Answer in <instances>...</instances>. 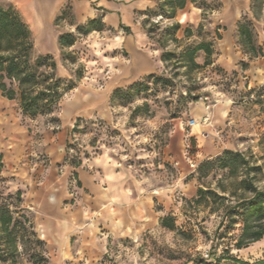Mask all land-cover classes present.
<instances>
[{"label": "rangeland", "instance_id": "374dc122", "mask_svg": "<svg viewBox=\"0 0 264 264\" xmlns=\"http://www.w3.org/2000/svg\"><path fill=\"white\" fill-rule=\"evenodd\" d=\"M0 4L11 3L0 0ZM194 6L200 10V19L190 24L191 31L188 35L184 31L183 36L169 29L176 21L157 16L159 7L137 14L161 50L158 57L163 51L176 56L162 61L161 69L155 72L160 79L145 76L141 85L129 91L131 85L127 84L137 76L120 82L123 93L112 98L114 88L103 103V112L78 117L85 113L75 111V106L82 109L80 103L66 105L64 113L63 105L79 86L104 88L116 68L105 62L109 63L112 55L124 59L126 54L108 47L99 53L102 38L112 37L115 31L79 32L78 25L90 20L79 21L70 3L63 7L64 17L54 20V30L58 36L76 34L75 46L65 49V54L60 47L54 54L41 52L38 37L33 36L32 57L52 55L57 75L75 82L74 88L63 93L51 112L37 115L23 112L19 97L9 100L0 91V204L9 206L16 216L25 213L29 217L45 242L47 262L40 264H195L201 259L213 262L227 252L246 260L264 256V238L240 250L235 246L244 227L245 209L238 204L253 196L252 184L264 189V57L249 59L243 52L238 25L246 17L252 22L257 44H264L263 8L250 9L237 22L233 41L243 57L234 63L219 46L225 29L217 21L223 0H198ZM202 41L212 43L213 53L207 57L200 51L195 60L203 65L209 59L210 64L191 69L183 53ZM70 52H74L76 62ZM223 107L227 112L219 119L216 113ZM65 115H76L68 127ZM205 117L211 124L204 122ZM192 120L196 121L193 125ZM12 128L14 138L3 135ZM61 130L66 141L61 170L73 168L91 155L110 152L153 195L157 223L134 224L127 236L109 233L107 249L97 260L62 259L61 248L44 239L36 228L34 212L24 203L25 183L42 180V169L49 164V156L40 150L45 133L56 136ZM225 150L240 152L247 163L230 161V167L221 168L218 157L224 156ZM203 163L206 165L201 170ZM76 186L72 176L70 188L75 199ZM165 217L167 224L162 221ZM35 246L32 243L31 250ZM72 247H78L76 238ZM28 258L24 264H32Z\"/></svg>", "mask_w": 264, "mask_h": 264}, {"label": "crops", "instance_id": "0c3cea01", "mask_svg": "<svg viewBox=\"0 0 264 264\" xmlns=\"http://www.w3.org/2000/svg\"><path fill=\"white\" fill-rule=\"evenodd\" d=\"M21 13L30 26L33 36L38 37L41 52L54 54L59 50L58 35L54 30V20L65 4L70 3L79 21L102 17L107 28L113 29L115 35L106 36L99 43L102 48L110 51L122 50L126 57L112 55L105 65H116L115 71L105 82V87L93 89L89 86H79L71 98L64 102L72 106L80 103L75 111H85L78 117H85L94 112L105 111L103 103L110 92L120 87L122 81L127 85L155 73L161 69L163 62L158 55L161 50L149 38L138 13L158 5L159 0H9ZM222 13L217 18L225 29L219 43L225 56L234 63L243 54L233 41L235 26L243 13L250 11L251 0H223ZM176 21L181 25L179 36L183 29L199 21L200 10L188 2L179 9L174 18H163ZM264 39V6L263 18ZM97 52V53H98ZM107 56V55H106ZM104 55V58H106ZM156 56V57H155ZM115 61V62H114ZM117 61V62H116ZM58 66V65H57ZM139 68V69H138ZM9 102V101H8ZM86 110L88 111L86 113ZM226 108L216 113L219 119L225 115ZM66 116V126L73 118ZM13 128L3 131V135L11 134ZM182 132V131H181ZM181 132L179 134H181ZM178 133V131H177ZM43 147L40 150L49 156L47 168L42 169V180L26 182L25 206L35 214L37 230L50 244L61 248L62 259L97 260L107 249V235L127 236L129 228L134 224H156L152 209V193L137 179L132 170L116 159L110 152L91 155L83 159L78 167L60 166L64 162L66 145L63 130L54 136L53 132L44 135ZM76 173V194L70 188L72 176ZM80 182V185H78ZM144 217L150 218L145 221ZM105 230H108L105 232ZM76 238L78 247L73 248ZM77 256V257H76Z\"/></svg>", "mask_w": 264, "mask_h": 264}, {"label": "trees", "instance_id": "16d2710c", "mask_svg": "<svg viewBox=\"0 0 264 264\" xmlns=\"http://www.w3.org/2000/svg\"><path fill=\"white\" fill-rule=\"evenodd\" d=\"M197 1L159 0L156 7H159L160 12L157 13V16L174 18L177 11L185 8L188 2L196 5ZM263 6L264 0H251V9L253 10H256L257 7L263 8ZM62 9L55 20L64 17L66 10ZM89 20L87 24L78 25L77 30L89 34L92 31H102L107 28L100 16ZM169 29L178 33L181 30V25L176 22ZM184 31L188 35L191 28L186 26L183 33ZM238 33L243 52L248 55L249 59L264 57V44H257L252 22L246 20V17L239 22ZM77 41L78 36L74 33H61L58 36V44L63 54H65V49L74 47ZM33 49L32 31L19 10L13 4L8 6L0 4V91L9 100L19 97L23 112L37 115L45 111L51 112L63 93L73 89L76 83L72 80L66 81L57 75V62L52 55H39L33 59ZM200 51H204L209 57L213 53L212 43L202 41L193 48L184 51L183 54L188 58L191 69L210 64L209 59L203 65L196 62V55ZM69 56L72 57L73 62H76L74 52H70ZM175 56L174 52L163 51L161 60L168 61ZM147 76L159 78L155 73ZM141 83L140 80L131 83L128 91L138 87ZM123 91L121 87H117L111 97L114 98L115 95L123 93ZM218 160L221 168L230 167V161H233L232 163L240 161L242 165L247 163L240 152L232 150H225L224 156L218 157ZM80 164L81 162L77 163L75 167ZM205 165L206 163H203L200 169L202 170ZM74 177H76V173H74ZM243 184L251 186L248 180H243ZM251 191L253 196L238 204L239 207L245 209L243 232L235 244L238 250L264 238V189L261 190L252 184ZM199 192L202 193L203 190L200 188ZM17 194L20 197V191ZM15 214L9 206L0 204V264H24V258L27 255H29L27 262L46 263L47 257L43 252L45 242L39 238L34 225L25 213L18 216ZM162 221L163 224H167L168 218L165 217ZM32 243L36 244L34 250H31ZM195 264H264V256L246 260L227 252L226 256L217 257L213 262L201 259Z\"/></svg>", "mask_w": 264, "mask_h": 264}, {"label": "built area", "instance_id": "2783aa9c", "mask_svg": "<svg viewBox=\"0 0 264 264\" xmlns=\"http://www.w3.org/2000/svg\"><path fill=\"white\" fill-rule=\"evenodd\" d=\"M194 121H195V120H192V121H191V124H192V125H193V122H194ZM204 122H205V123H209V124H211V121H209V118H208V117H205V118H204Z\"/></svg>", "mask_w": 264, "mask_h": 264}, {"label": "bare ground", "instance_id": "6f19581e", "mask_svg": "<svg viewBox=\"0 0 264 264\" xmlns=\"http://www.w3.org/2000/svg\"><path fill=\"white\" fill-rule=\"evenodd\" d=\"M195 123H196V121L193 122V124H195Z\"/></svg>", "mask_w": 264, "mask_h": 264}]
</instances>
